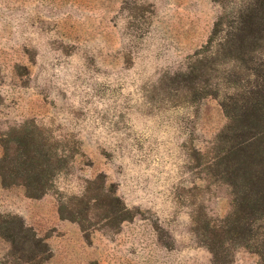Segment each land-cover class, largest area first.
<instances>
[{"label": "rangeland", "instance_id": "rangeland-1", "mask_svg": "<svg viewBox=\"0 0 264 264\" xmlns=\"http://www.w3.org/2000/svg\"><path fill=\"white\" fill-rule=\"evenodd\" d=\"M260 8L0 0V264H264Z\"/></svg>", "mask_w": 264, "mask_h": 264}, {"label": "trees", "instance_id": "trees-1", "mask_svg": "<svg viewBox=\"0 0 264 264\" xmlns=\"http://www.w3.org/2000/svg\"><path fill=\"white\" fill-rule=\"evenodd\" d=\"M259 4L261 6V8H260L261 9L260 10L261 11V15H260L261 24L264 25V0H259ZM243 115H245L244 120H248L251 118V116H248L247 114L243 113ZM245 124H247V123H245ZM39 178H40V175H39ZM42 192H43V187H41V185H39V191L38 192H30L29 195L35 196V195L41 194Z\"/></svg>", "mask_w": 264, "mask_h": 264}]
</instances>
